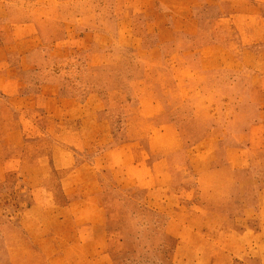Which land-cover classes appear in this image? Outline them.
<instances>
[{"label":"rangeland","instance_id":"rangeland-1","mask_svg":"<svg viewBox=\"0 0 264 264\" xmlns=\"http://www.w3.org/2000/svg\"><path fill=\"white\" fill-rule=\"evenodd\" d=\"M0 73V264L55 263L78 197L114 264L184 223L196 264H264V0H0Z\"/></svg>","mask_w":264,"mask_h":264},{"label":"crops","instance_id":"crops-1","mask_svg":"<svg viewBox=\"0 0 264 264\" xmlns=\"http://www.w3.org/2000/svg\"><path fill=\"white\" fill-rule=\"evenodd\" d=\"M26 53L28 54V52L21 54V57L27 55ZM2 74L3 73H0V76H2ZM33 162L32 160L29 165H32ZM26 169L27 167L25 168L22 166L19 171L23 173L22 176H24L26 184L32 186V183L27 179L28 177H26L27 174H24L27 173ZM80 198L81 197L70 200L67 210L73 212L72 215H69V213L68 215L64 213L60 214L59 210L61 209H59V205L57 206L56 210L58 213L54 214L51 225V244L54 245V248L50 249V251L55 253V256L52 255V257H55V263L53 259H51L50 264H69L70 261L67 260L68 257L73 259L72 264H114V257L110 249V243L108 242L109 226L102 203L97 201V199H95V202H82ZM31 205L23 211H29ZM192 206L193 201L189 202L188 206L181 210L180 213L186 216L188 212H190L189 207ZM211 214H213V212H211ZM171 218V216H166L168 222L165 224V230L167 233L173 235L174 233L170 231V229L168 230V226L169 228L171 227ZM203 219L205 220L206 217ZM187 221L190 222L189 219H187ZM66 223L72 224L71 235L74 236L72 242H66L62 233ZM195 232V228L193 229L191 226L187 227V224L184 223V226H181L177 233L179 234V240H176L172 254L176 255V261L178 260L180 264H196V261L192 260L187 254V249L190 246L189 238L193 237ZM70 252L73 254L69 255L68 253ZM173 255L172 258L169 259V264H177L175 260H173Z\"/></svg>","mask_w":264,"mask_h":264}]
</instances>
